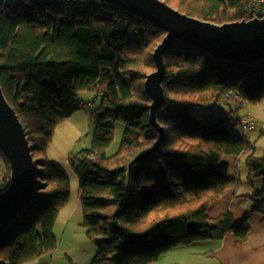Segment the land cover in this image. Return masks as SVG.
I'll return each instance as SVG.
<instances>
[{
	"label": "trees",
	"instance_id": "trees-1",
	"mask_svg": "<svg viewBox=\"0 0 264 264\" xmlns=\"http://www.w3.org/2000/svg\"><path fill=\"white\" fill-rule=\"evenodd\" d=\"M181 13L217 24L264 18L261 0H163ZM166 32L102 0H21L0 6V86L16 111L31 152L37 182L32 200L0 223V264H26L56 251L55 228L70 202V182L49 162L56 127L82 107L81 96L101 100L91 114L95 133L78 164L83 227L97 254L92 264H155L176 247L224 239L247 241L249 219L236 224L228 211L208 216L212 203L238 187L223 159L247 157V181L262 179L252 198L264 202V156L230 117L195 115L220 103L264 101V60L235 63L176 40L164 54L167 104L158 110L164 129L150 124L152 99L145 81L157 67L153 53ZM247 116H239L241 120ZM253 129H259L253 121ZM237 124V123H236ZM121 145L109 156L117 126ZM261 129V128H260ZM0 159L10 167L0 150ZM78 165V166H77ZM71 264H74L69 259Z\"/></svg>",
	"mask_w": 264,
	"mask_h": 264
},
{
	"label": "water",
	"instance_id": "water-1",
	"mask_svg": "<svg viewBox=\"0 0 264 264\" xmlns=\"http://www.w3.org/2000/svg\"><path fill=\"white\" fill-rule=\"evenodd\" d=\"M112 3L130 15L142 17L166 32L153 53L156 71L147 76L145 89L152 99L150 124L159 133L156 145L131 161L132 167L156 150L164 139V129L157 112L167 104L163 90L164 54L176 40H181L213 56L235 63H257L264 60V18L217 24L181 13L163 0H102ZM0 150L10 167V185L0 192V223L15 216L33 198L37 181V164L22 122L9 104L0 86Z\"/></svg>",
	"mask_w": 264,
	"mask_h": 264
},
{
	"label": "rangeland",
	"instance_id": "rangeland-1",
	"mask_svg": "<svg viewBox=\"0 0 264 264\" xmlns=\"http://www.w3.org/2000/svg\"><path fill=\"white\" fill-rule=\"evenodd\" d=\"M19 1L21 0H0V6L1 4L9 5ZM81 100L83 102V105L80 110L72 118L63 121L56 127L52 142L46 149V155L49 162L55 164L66 175L70 182V202L66 207V210L62 211L60 217L63 220L61 221V223H59L61 227L67 225L71 228V231L68 232V240L65 249L67 250V252L68 249L70 250L71 254L69 255V257L72 259L74 264H92L97 249L94 246L93 242L87 237L86 230L82 226L83 211L80 200V182L76 167L74 165V161H76V163L78 164V160L83 149L88 148L92 145L96 128L94 123L92 122L91 114L93 111L97 110L100 107L101 100L98 99L93 93L82 94ZM263 107L264 101L261 104L253 106L247 103L240 104L239 102L228 104L220 103L216 108L214 104L200 107L194 110V114L201 116L214 115L220 117H230L228 123L232 126V130L235 136L243 137V130L239 125L236 124L237 118L239 116H247L249 115V112H251L252 115L257 114L258 111ZM260 116L264 117V109L263 114H261ZM247 118H249L251 121H254L250 116H247ZM263 127L264 123L263 126H261V129H263ZM122 134L123 127L121 125H118L115 141L110 148V153L119 149L121 145ZM252 134H254V139L252 140L254 146V155L257 157L264 156V130L262 131L259 128L256 129L255 132L254 130L249 132V135ZM29 145L31 146L30 142ZM35 157L34 160L36 159ZM246 158L247 157L244 156L236 161L235 157L228 156L223 159V163H227L228 165H230V176L232 178L237 177L243 182V186L240 191L244 189L249 193L251 191L260 192L263 190L262 179H255L253 181V184L250 185L246 184L248 174ZM5 173L6 176L3 173V175L0 177L1 179H6V177L8 176L6 166ZM230 195L231 194H228V196H226L228 199L225 198V200L223 201L220 199L219 201H214L208 212V216L211 218H216L219 215L231 210L232 212L234 211L236 215L235 218L237 224L249 218L250 224L254 228V231H259L261 229L259 228V226L264 221V202L259 201V203H255L251 200H245L243 198H241V200L237 202L234 201ZM230 199H232V203H235L232 204L230 202ZM257 209L261 212H258ZM78 227L79 231H83V233L81 234V240H76L72 231ZM197 246L199 245H196L195 247ZM183 247H176L173 249V252L176 253L175 251H181ZM172 254L162 256L161 260L155 264H163V261L165 263V257H168L169 259L174 256ZM177 254H179V252H177ZM178 260L181 261V256L178 258Z\"/></svg>",
	"mask_w": 264,
	"mask_h": 264
},
{
	"label": "crops",
	"instance_id": "crops-1",
	"mask_svg": "<svg viewBox=\"0 0 264 264\" xmlns=\"http://www.w3.org/2000/svg\"><path fill=\"white\" fill-rule=\"evenodd\" d=\"M263 109L264 107L260 109L257 114L252 115L251 112H249V115H247V116H250L254 121H256L257 124L259 123L258 125L260 128L261 126H263V123H264V117L260 116L261 114H263ZM260 130L263 131L264 127L263 129H260ZM244 135L245 133H243V136ZM246 135L248 139L250 140L254 139L253 137L254 134L249 135V132H248L246 133ZM90 148L91 146L83 150H88ZM110 148L108 149L109 156L114 155L118 151L117 149L116 151L110 153ZM239 159L240 158H235L236 161H238ZM246 184L250 185V183L247 180H246ZM242 186H243V182L241 181L238 187L229 191L225 196L220 198V200L222 201L225 200V198H227L226 196H228V194H231L230 195L231 198H233V200L237 202H239L241 198L245 200L253 201L252 198L254 197L253 195L256 192L251 191L249 193L245 191L244 189L240 191L242 189ZM215 201H219V199ZM230 202L232 203V199H230ZM63 210H66V208H64ZM62 211L60 212L58 216V221H57L56 228H55V235H56L57 242H58L56 251H54L52 254L45 255L39 259L33 260L26 264H71L69 261V259H71L69 257V255L71 254L70 250L68 249V252H67V250L65 249V246L68 240V232L71 231V228L67 225H64L62 227L59 225V223H61V221L63 220L60 217ZM257 211L261 212L258 209ZM230 212L232 211L230 210ZM232 213L236 217L234 211ZM249 224H250V221H249ZM263 224H264V221L262 224H260L259 228L261 229L259 231H254V228L250 224L249 237L247 241L244 242L240 247L236 246V238L234 235H232V233H230L224 239L197 242L190 246L183 247L181 251H175L176 253H174L172 249L170 252H168L164 256L168 254H172V253H173L172 255L174 256L169 259L168 257H165L166 262L164 263L163 261V264H264V227H263ZM58 225H59V228H58ZM82 226H83V221H82ZM72 231H73L75 239L81 240L82 238L81 234L83 233V231H79V227ZM196 245H199V246L195 247ZM187 248L190 250H188ZM177 252H179V254H177ZM180 256H181V261L178 260Z\"/></svg>",
	"mask_w": 264,
	"mask_h": 264
},
{
	"label": "built area",
	"instance_id": "built-area-1",
	"mask_svg": "<svg viewBox=\"0 0 264 264\" xmlns=\"http://www.w3.org/2000/svg\"><path fill=\"white\" fill-rule=\"evenodd\" d=\"M61 2H66L69 3V0H60ZM262 2H264V0H261ZM237 125H239L244 131H248L253 129V121H251L249 118L244 117L241 120H238ZM3 173L6 176L5 173V168L3 166L2 160L0 159V177L3 175ZM9 186V179L6 177V179H1L0 178V191H4L8 188Z\"/></svg>",
	"mask_w": 264,
	"mask_h": 264
},
{
	"label": "bare ground",
	"instance_id": "bare-ground-1",
	"mask_svg": "<svg viewBox=\"0 0 264 264\" xmlns=\"http://www.w3.org/2000/svg\"><path fill=\"white\" fill-rule=\"evenodd\" d=\"M9 185H10V179H9ZM9 187V186H8ZM0 192H2V191H0Z\"/></svg>",
	"mask_w": 264,
	"mask_h": 264
}]
</instances>
